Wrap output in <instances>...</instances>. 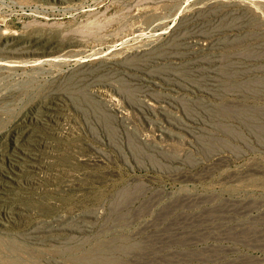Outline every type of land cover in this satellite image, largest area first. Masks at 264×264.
Here are the masks:
<instances>
[{
    "label": "rangeland",
    "instance_id": "1",
    "mask_svg": "<svg viewBox=\"0 0 264 264\" xmlns=\"http://www.w3.org/2000/svg\"><path fill=\"white\" fill-rule=\"evenodd\" d=\"M0 191V264H264V0H0Z\"/></svg>",
    "mask_w": 264,
    "mask_h": 264
},
{
    "label": "bare ground",
    "instance_id": "2",
    "mask_svg": "<svg viewBox=\"0 0 264 264\" xmlns=\"http://www.w3.org/2000/svg\"><path fill=\"white\" fill-rule=\"evenodd\" d=\"M28 152V151H27ZM3 185V184H2ZM1 192V191H0Z\"/></svg>",
    "mask_w": 264,
    "mask_h": 264
}]
</instances>
